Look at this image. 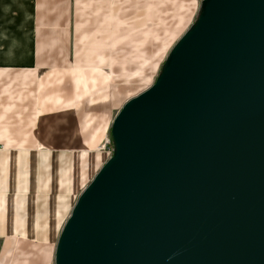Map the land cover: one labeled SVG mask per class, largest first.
Returning a JSON list of instances; mask_svg holds the SVG:
<instances>
[{
  "label": "water",
  "instance_id": "obj_1",
  "mask_svg": "<svg viewBox=\"0 0 264 264\" xmlns=\"http://www.w3.org/2000/svg\"><path fill=\"white\" fill-rule=\"evenodd\" d=\"M111 136L56 264H264V0H203Z\"/></svg>",
  "mask_w": 264,
  "mask_h": 264
},
{
  "label": "rangeland",
  "instance_id": "obj_2",
  "mask_svg": "<svg viewBox=\"0 0 264 264\" xmlns=\"http://www.w3.org/2000/svg\"><path fill=\"white\" fill-rule=\"evenodd\" d=\"M202 1L78 0L75 24L80 51L95 58L105 56L102 67L108 88L104 89L102 77L94 82L87 75V89L75 91V79L54 76L53 85L43 92L38 140L19 142L38 150L39 168L45 175V188L38 194L40 225L33 229L32 211L25 223L26 234L33 230L28 238L0 236V264H56V236L46 229L48 211L61 208L65 201L71 205L103 161L116 154L106 123L111 116L113 123L127 102L157 83L159 67L196 24ZM46 94L50 99L45 100ZM103 102L112 104L102 108ZM48 151L52 154L43 158ZM100 153L104 158L98 157Z\"/></svg>",
  "mask_w": 264,
  "mask_h": 264
},
{
  "label": "crops",
  "instance_id": "obj_3",
  "mask_svg": "<svg viewBox=\"0 0 264 264\" xmlns=\"http://www.w3.org/2000/svg\"><path fill=\"white\" fill-rule=\"evenodd\" d=\"M77 5L78 0H0V236L8 235L13 240L17 236L28 238L33 232L31 228L27 234L25 232V223H29L32 211L33 229L40 225L38 194L45 188L42 183L45 175L42 167L39 168L38 150L19 142L38 140L41 129L38 124L43 116L39 99L43 92L53 85L54 76L75 79V91L87 89V75L94 82L102 77L104 89L108 88V76L102 67L105 56L96 59L80 51L75 24ZM202 9L203 1L196 23ZM178 43L159 67L158 77ZM95 61L101 62V66ZM47 99L50 98L46 94ZM111 104L103 102L100 105L103 108ZM111 121L106 123V132L112 134L115 119ZM51 154L48 151L42 155L48 158ZM100 154L98 157L104 158L105 154ZM108 161H103L91 183L83 186L84 191ZM77 196L71 205L65 201L61 208L48 211L46 229L49 235L54 231L52 237L56 236L55 256L63 230L80 198Z\"/></svg>",
  "mask_w": 264,
  "mask_h": 264
},
{
  "label": "bare ground",
  "instance_id": "obj_4",
  "mask_svg": "<svg viewBox=\"0 0 264 264\" xmlns=\"http://www.w3.org/2000/svg\"><path fill=\"white\" fill-rule=\"evenodd\" d=\"M171 74H172V72L166 77V80L170 77ZM166 80H165V81H166ZM165 81H164V82H165ZM164 82H163V83H164ZM163 83H161V85H159V86L157 87V89H160V88L163 89V87H164V86L162 85ZM165 83H166V82H165ZM162 86H163V87H162ZM112 165H113V164H112Z\"/></svg>",
  "mask_w": 264,
  "mask_h": 264
},
{
  "label": "built area",
  "instance_id": "obj_5",
  "mask_svg": "<svg viewBox=\"0 0 264 264\" xmlns=\"http://www.w3.org/2000/svg\"><path fill=\"white\" fill-rule=\"evenodd\" d=\"M112 156H113V152L111 153V158H112ZM111 158H110V159H111Z\"/></svg>",
  "mask_w": 264,
  "mask_h": 264
}]
</instances>
